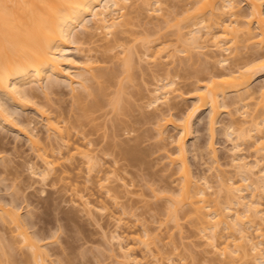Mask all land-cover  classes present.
Here are the masks:
<instances>
[{"label":"bare ground","instance_id":"bare-ground-1","mask_svg":"<svg viewBox=\"0 0 264 264\" xmlns=\"http://www.w3.org/2000/svg\"><path fill=\"white\" fill-rule=\"evenodd\" d=\"M130 1L0 0V129L24 136L31 152L18 166L29 172L33 184L52 187L72 180L71 172L83 171L81 185L69 189L72 207L100 227L112 264H187L178 258L173 239V229L180 230L183 221H189L204 246L205 263L264 264V0H244L246 9L238 0ZM190 4L200 7L185 24L162 31L169 26L161 24L175 18V7L183 11ZM138 24L144 28L135 30ZM77 29L84 40L76 39ZM94 31L106 36L104 55L120 49L116 70L100 68L90 54L96 49L82 47ZM72 43L77 47L71 48ZM75 52L84 60L76 61ZM146 64L157 73L149 75L154 87L142 88L147 93L140 95V116L131 119L129 110L139 107L135 92H145L133 94L131 82L137 67ZM61 83L72 97L65 106V100L51 97ZM192 89L193 103L173 119L184 92ZM41 94L42 105L36 102ZM11 105L34 110L41 124ZM207 109L206 150L215 167L211 176L192 170L186 145L194 122ZM223 109L229 119L222 125L217 117ZM122 115L129 118L121 120ZM98 119L111 125L113 135L104 132L110 139L95 133ZM169 125L174 134L166 132ZM218 129L231 144L226 162L215 147ZM2 139L1 169L13 168L12 173L17 164L6 151L19 154V147L6 148ZM20 174L16 170L12 179L21 180ZM171 177L175 183L168 182L175 188L165 182ZM3 181L0 190L8 193L10 186ZM22 187L0 195V264H58L47 245L56 242L60 226L48 235L35 229L33 215L19 212V203L28 198ZM65 212L63 219H76Z\"/></svg>","mask_w":264,"mask_h":264},{"label":"rangeland","instance_id":"rangeland-1","mask_svg":"<svg viewBox=\"0 0 264 264\" xmlns=\"http://www.w3.org/2000/svg\"><path fill=\"white\" fill-rule=\"evenodd\" d=\"M137 1L138 0H131L130 4L136 3ZM175 1L177 3L178 2H180V3L183 2L182 0H175ZM139 2H140V0H139ZM238 2L240 3V6L243 7V9L244 8L246 9V6H245L246 2L244 0H238ZM198 7H200V4H190V5H188V7H186V10H183V11H180L181 9L178 10V8L175 7V12L177 14L176 15H172V16H175V18L171 19L169 17L170 19H168V20H170V21L172 20V21L170 23L167 21L168 25H166L165 23H162L161 25H163V26H169V27H164L165 29L162 30V31H164V32H166V31L167 32H172L175 29V27H174L175 24H177V23L185 24V18L187 16H189V15H194L195 12H197ZM171 10H173V9H171ZM175 12L172 11L173 14ZM153 13L154 14H152V16L158 14V13H155V12H153ZM91 25L92 24H90V26ZM143 28L144 27H142V25H139V24H138V26H135V30H137V31L142 30ZM79 29H77V31L79 33V36H77V37L75 36L77 40H78L79 37L82 38V36H80L81 35L80 30L81 29L80 30ZM89 33H91V32H89ZM169 34H171V33H169ZM75 35H76V33H75ZM88 35H90V34H88ZM105 37L106 36H105V34L103 32H101V31L100 32H97V31L95 32L94 31V33L92 35H90L89 37H84V38H86L85 40H89V41H88V44H87L86 41H84V43L86 42V44L83 45L82 47H85V48L88 47V49L91 48V50H92V48L96 49L95 51L93 50V52H90V51L89 52H90V54L92 53L91 56H93V58L95 59V60L94 59L93 60L97 61L99 63V64L98 63L97 64L99 66H101L100 68L105 69V70L108 69L109 71H112V70H110L112 68H113V70H116L117 67L119 68V65H117V60H118V62L120 61L119 60L120 57H116V56H122V55L119 53L120 52L119 48H118L119 50L118 49L110 50L111 52L110 51L106 52V53H108V55H104L105 52H103L104 50L101 48V46L105 42H107V40H104ZM72 39H73V42L74 41H75V43L77 42L76 43V45L78 44L77 46H80V44L78 43L77 40H75L74 38H72ZM80 41H82V40H80ZM75 43H72L70 45L71 48L77 47L76 45H74ZM99 46H100V48H99ZM100 51H102V52H100ZM73 56L76 59V61L81 62V61L84 60V56L82 54H79V53L76 54V52H75V53H73ZM150 63L153 64V62H149L148 64H150ZM173 63H175V62H173ZM176 63H178V62H176ZM153 65H151V66H153ZM194 65L198 67L200 64L198 62L197 63L195 62ZM145 66H148V65L147 64L143 65V67L141 68L142 70L136 66L137 69H139L140 71L135 69L137 71L135 72L134 78L135 77L136 78H135V81L131 82L132 86L130 85L131 87H133V90H131V88L129 87L130 91L133 94L137 90H138V92L140 90L145 91V92H142L143 94L142 93L136 94L137 92H135V94H134L135 97L134 96L133 97L136 98V100H134V101L137 103V105L139 104V107H137V109H136L135 108L136 106L133 105L135 109L132 106L131 110H129L130 111L129 113H131V111H132V115H130V117H132V116L133 117L131 119H136V118H139V116H140L139 115L140 114L139 113V108L144 103V101H142L143 98H141L142 96H140V95H145L147 93V90H143V89L144 88L147 89L149 87H150L149 89H152V87H154L152 85L153 81H152L151 76L154 73L155 74H157V73L150 71L152 69L149 70V66H148V68L147 67L145 68ZM169 66H171V64H169ZM150 68H155L156 69V67H150ZM170 68H172V67H170ZM145 69H148V71H146L145 74L144 73L142 74L141 71H145ZM155 71H157V70H155ZM160 72L161 71L158 70V73H159L158 75H160ZM150 74H152V75L149 76ZM155 74L153 76H155ZM192 80L189 79V80H186V82L188 81L187 83H189V81H192ZM44 84H45V82L43 83V85ZM133 84H134V86H133ZM255 84H258V83H254V85ZM146 86H148V87H146ZM184 89H185V87H184ZM108 91H110V90H108ZM55 92H57V93L56 94H52L51 97L54 98V99L56 98V100L57 99L58 100H65L66 102L61 101V102L64 103V106H65V103H68L67 101H71L70 99L72 97H71V95L69 93L70 89L68 88L67 84L61 83L58 86V88H56ZM39 93H38V91L36 92V94H39ZM184 93L186 95L183 96L184 100H181V102H180L181 105L179 106V108H181V110L173 111V113H174L173 114V119H174V117L178 118V117L182 116L183 115L182 113H184V111L194 101L193 89H192V92L190 90H188V92L186 91ZM137 95L139 96L140 99L138 97H136ZM39 96L42 97L43 101L41 100V98ZM39 96L37 95V97H36L37 101L36 102L39 103V101H40L41 102V103H39L40 105H42V102H43V104H45L46 101H44V98H43L42 94L39 95ZM36 98H34V100H36ZM131 101L133 103H135L132 100V98H131ZM61 102H59L58 105H56V106H59V104H61ZM141 102H142V104H140ZM10 107L12 108L13 111L17 112L20 116H24V118H25V116L26 117H32L33 119H35V121H36L35 123L40 122V117H39L38 114H36V112H34V110H31L29 108V109L23 111V110H21L19 108H16L15 106H12V105ZM141 110H140V112H141ZM148 111H151V110H148ZM208 112H209V109L204 111V113L201 116V120L200 121L194 122L195 123V125H193L194 126L193 127L194 135H193L192 138L188 139L186 145H187V148H188V155H187L188 156V161L191 164L192 170L196 174L198 172H199L198 174H202L204 172L206 175H210V174L213 175L215 173V167L213 166L214 165L213 162L211 161V159L207 155V150H206V146H207L208 139H209L208 133L206 131V126H207L206 119H207ZM227 116L228 115L226 114V110L224 112V109H223L222 111H220V113H219V115L217 117L218 118V122L222 121L220 124H222V125H223V123L225 124L228 121V119H229V118H227ZM122 118H123V120L124 119L127 120L129 117L127 118L126 115H122L120 119L122 120ZM103 122H105V121L103 120ZM103 122L100 119H98L95 122L93 121V123H94L93 128H95L96 130L98 128V132L97 131L95 132V129H94V132L96 134H98V136L100 138L96 134H94V135H96V137H98L99 139H102L101 137L103 135H105V137H106L107 133H109V135H113V131L110 130L111 125H106L105 123L103 124ZM40 124H41V122H40ZM40 124H37L39 126V128L41 127ZM95 125H96V127H94ZM104 125H105V131H104ZM146 127H147V125H146ZM86 128H89V127H86ZM89 131H90V129H89ZM89 131H87V132H89ZM104 132H107V133L105 134ZM166 132L169 133V134H174L173 133L174 131H172V126H170V125L167 126V131ZM219 132H220V129L217 130V133L215 135V138H216L214 140L215 141V147L217 149L218 155H220V158L223 157V159H221V160L223 162L225 160V162H226L227 160L228 161L230 160V157H228V150L227 149L230 147L231 144L227 143V140H224L225 137L223 139L222 138L223 136L220 135ZM109 135H107L108 137H106V138L110 139L109 137H112V136H109ZM0 136L3 137L2 140H3V142H5L4 144L7 143V146L5 145L6 148L7 147H9V148L10 147L11 148L14 147L15 148L16 145L19 147L18 148L19 149L18 150L19 154L18 153L16 154L17 151L15 153H13V154H9V152L12 153L11 151H6V152H8V154L7 153L6 154L9 156V158L13 159V161H14L13 164H15V162H16V164L18 162L20 164L21 162H24V160H25L24 158H28V157H26V154H28V152L29 153H31V152H30L29 147L25 143L26 141L24 139V136H22L21 134H19L16 131H8V130L7 131L6 130L3 131L1 129H0ZM89 136L93 137L91 135H89ZM96 137H95V139H96ZM118 138H120V137H118ZM108 139H106V140H108ZM152 139H150L149 141H151ZM154 141H155V139H153L152 143ZM108 143H110V141H108ZM148 143H146V145H148ZM195 146L197 147V149H199L198 151H196V150L194 151ZM21 151H25V152L22 153ZM247 152H246L247 157L249 159H252V156L250 155V153H247ZM29 155H31V154H29ZM29 155H27V156H29ZM227 158H229V159H227ZM19 164L14 165L16 170H17V172L19 171V173H21L20 174V178H22V179L21 180L19 178L18 179L21 182L25 180L24 184H26V186H28V189L30 188L29 190L27 188L24 189L23 187H26L24 184L18 186V187L23 186L22 189L24 190V192L26 191L25 192L26 193L25 196H28V198H27V202L28 203L25 202L26 198L22 199L21 202H20V200L17 201L18 203L20 202L19 204H21L19 206L20 207L19 208V212L22 215H24V216H25V214L27 212H30L29 214L33 215L32 216L33 221H35L36 226H37V227L35 226V229L40 231L41 233L42 232H46L45 234H47V232L48 233L54 232L55 228L57 227V224H58V227L59 226L62 227V228H60V227L58 228L57 227L59 232L57 231L58 234L55 233V234L58 235V238H57L56 242H54V244H48L49 246L47 245V249H48V251L50 253V259H52V260L54 259L56 261H58V259H60L61 262L58 263V264H61V263L62 264H112L111 263L112 259L109 256V254H110L109 253V247L110 246H108L109 244H107L106 242L103 241L104 239H102L103 237H102V233H101L100 227L98 225H94L95 223L91 222L87 218V216L84 215V213H82L81 211H78L77 209L74 210V208H76V207L73 206V203H72L73 197L71 196L72 194L70 193L71 191H69V189L74 184L81 185L84 176H86L83 173V171L81 170L82 173H80L81 171H79V172L78 171L71 172L70 175L72 177V180H70V179H68L67 181L65 180L66 184L62 183V185H61V183L59 182V184H56V183L54 184L56 187H52L51 185L42 186L39 183L38 184L37 183L33 184V180L30 177L29 172L23 167V165L22 166L21 165L18 166ZM1 168H3V167H1V165H0V170H1L0 171V179L5 180V181L2 182V184H6L7 186H10V188L8 187L9 188V190L7 191L8 193H5L6 189L5 190L3 189L4 191L0 190L1 191L0 195L1 196H2V194L3 195L4 194H8L9 195L10 194L9 192H11L12 189H13V192L15 190H17L18 187H14V186H17L18 184H21V183H20V181L18 179H16V181L13 180L14 178H13L12 174H15L16 170H12L11 171L12 173H8V172H10L11 169H13V168L9 167L10 170L6 171L7 172L6 173ZM154 169H156V167ZM132 171L136 172V169H134ZM164 173L165 172H163V174ZM131 176H133V175H131ZM18 177H19V175H18ZM174 178H176V177H174ZM169 180L172 181L173 180L172 177L168 178L167 180H165V182L166 181L168 182ZM165 182L160 183V182L157 181V183L156 182L155 183L159 184V185H162V184L165 185L164 184ZM170 182H168V183H170ZM172 182H171L170 186H172V185L174 186L175 185V184H173L175 182H173V183ZM13 184H16V185L13 186ZM29 184H30L31 187H29ZM63 184L65 186H63ZM0 186H2V185H0ZM154 186L156 187V185H154ZM167 186H169V185H167ZM175 187H173V188H175ZM144 190H146V189L144 188ZM92 191H91V193L95 192V190H94V192H92ZM146 191H144V192H146ZM94 194H95L94 196L96 198H94V197L93 198L94 199H98V195L96 194V192ZM8 195H5V197H7ZM50 195L51 196L53 195V196L51 197ZM55 197L57 199H55ZM8 198H9V196H8ZM144 198H148V197L146 196ZM133 199H136V196H133ZM150 200H152V199H150ZM156 203H158V202H155L154 204H156ZM139 204L141 205V203H139ZM158 204H160V203H158ZM26 205L28 207H26ZM65 211H67L69 213H74V215H71V216H75L73 218H76V219L75 220H71V221L63 219V213ZM67 212H65V213H67ZM75 212H77V213H75ZM26 215H28V213ZM142 217H144V216H142ZM101 221L103 223H106L105 221H107V220L101 219ZM99 222H100V220H99ZM107 225H108V223H107ZM182 225H181L180 230L173 229V239L176 242V246H178V250H177V252L179 253L178 258H183L185 260V263H187V264H190L191 262L193 263V260L196 261V263L198 261V264H208V263L204 262L205 261V259H204L205 258V253L203 252L204 246L200 243L199 237H197L195 234H193V231H191V230H193V228H191V225L189 224V221H187V222L183 221ZM108 226H110V228H112L111 227L112 225H108ZM168 226H170V225H168ZM35 229L33 228V231H35ZM30 231H32V229H30ZM198 253H200V254L202 253L201 254V258L198 257V255H199ZM196 254H198V255H196ZM195 255L198 258L196 260L194 259ZM0 259H1V257H0ZM71 261H72V263H71Z\"/></svg>","mask_w":264,"mask_h":264}]
</instances>
